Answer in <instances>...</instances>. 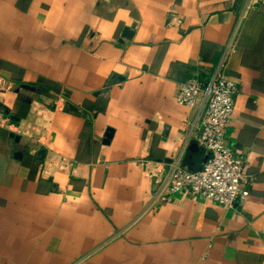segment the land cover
Segmentation results:
<instances>
[{"label": "crops", "instance_id": "crops-1", "mask_svg": "<svg viewBox=\"0 0 264 264\" xmlns=\"http://www.w3.org/2000/svg\"><path fill=\"white\" fill-rule=\"evenodd\" d=\"M214 75L250 196L162 201L137 162L196 171ZM0 102V264H264V0H0Z\"/></svg>", "mask_w": 264, "mask_h": 264}, {"label": "built area", "instance_id": "built-area-1", "mask_svg": "<svg viewBox=\"0 0 264 264\" xmlns=\"http://www.w3.org/2000/svg\"><path fill=\"white\" fill-rule=\"evenodd\" d=\"M237 95L238 87L234 82L216 75L206 82L193 78L179 87L176 95L179 105L205 108L198 143L210 157L200 171H189L179 163H173L168 173L163 163L140 159L138 166L165 190L162 201L168 202L185 192L232 207L250 196L246 187L245 163L233 154L226 142L234 121ZM53 162L63 165L58 157H54Z\"/></svg>", "mask_w": 264, "mask_h": 264}, {"label": "water", "instance_id": "water-1", "mask_svg": "<svg viewBox=\"0 0 264 264\" xmlns=\"http://www.w3.org/2000/svg\"><path fill=\"white\" fill-rule=\"evenodd\" d=\"M133 32H134V27H133V28H128V29L125 30V34H124L123 37L129 39V38L131 37V35L133 34ZM24 88H26V89H30V90H34V89L31 88V87H26V86H24ZM0 107H2V103H1V102H0ZM69 109H70V106L67 105V106L65 107V110L67 111V110H69ZM6 112L9 113L8 110H6ZM111 137H112V131L109 130V131L107 132V135H106L105 143H108V142H109V139H110ZM16 140H17V141H20L21 138H20V137H17ZM209 157H210V155L208 154V156L204 159V161L201 162L199 165H197L198 168L196 169V171H200V170H202V168H203L202 165H204V164L207 162V160L209 159Z\"/></svg>", "mask_w": 264, "mask_h": 264}]
</instances>
